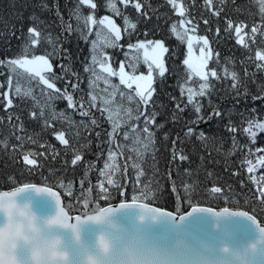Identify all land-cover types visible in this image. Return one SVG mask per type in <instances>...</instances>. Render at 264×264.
Listing matches in <instances>:
<instances>
[{
    "label": "trees",
    "instance_id": "obj_1",
    "mask_svg": "<svg viewBox=\"0 0 264 264\" xmlns=\"http://www.w3.org/2000/svg\"><path fill=\"white\" fill-rule=\"evenodd\" d=\"M182 2L187 9V17L197 26L196 32L190 34L207 37L212 53L208 67L216 69L221 77V79L210 77L212 85L210 91L204 97L197 98L202 105L200 115L204 119L195 124L191 122L196 120L197 113L193 106L188 104L186 95H181V86L185 85L188 76L187 68L183 64L187 45L180 42L170 31L171 25L180 19L173 8L166 0H141L142 12L147 14L143 15L137 13L131 5L127 8L118 5L123 15L137 25L135 30L129 29L125 32L123 18L115 16L106 8L105 0H95L96 18L111 16L121 28V39L117 46L103 49L110 58L109 62L113 69H119L120 63L123 62L125 70L131 73L132 69L128 65L135 63L137 65L135 74L148 72L142 52L137 62L135 60L137 53L134 49H128L129 43L135 44L138 40H160L168 48V52L164 54L167 71L163 77H160L157 71L153 72L155 91L148 106L149 112L155 111L158 114L156 124L163 127L151 129L155 133V147L147 153L137 157L136 153L129 152L127 147L124 148V158H118L121 171L114 177L120 187L105 185L109 188L110 194L107 203L131 201L133 195L138 196L144 190L143 185H148L151 189L149 197L155 194L150 202L167 210L175 211L180 208L184 212L190 208L188 206L190 199L193 203L214 208L243 209L264 222V204L255 199L254 186L249 182V174L242 166L246 155L245 145L253 148L264 147V133L258 134L255 145H250L243 132V128L247 126V119L253 115L264 119V100H253L254 96H264V71H257L255 61L256 50H264V37L258 34L255 43L250 42V47L245 48L237 43L234 28L231 31L227 30L228 21H232L234 26L246 24V32L250 31L253 24H260L258 6L254 0H224L223 4L219 0H213L211 7H206L204 0ZM76 6L77 0H0V60L21 55L25 44L28 43V28L36 27L42 33L41 41L33 46L30 54H50L49 59L55 75L62 77L55 81L57 87L64 89L67 86L74 99L79 101L82 97L87 100V93L90 91V73L85 72L84 68L91 64V41L97 38L94 34L89 36L87 41L81 37V30L87 35L88 29L84 27L83 21H80V30H77V20L70 16ZM217 9L220 10L218 16L213 14ZM81 12L86 16L91 14L92 10L82 6ZM204 21H207V24ZM69 23L72 32L66 30ZM49 36L52 42L46 39ZM199 46L202 45L194 42L195 49ZM54 47L57 51H54ZM64 52H67L70 58L66 57ZM61 65L67 66L69 71L65 72ZM224 67L230 72L238 73L241 87L235 90L231 87V79L224 78ZM246 71L248 75L245 74ZM0 73H5L0 75V83L6 84V67H0ZM73 73L78 74V78ZM69 81L71 84L78 83V90L73 92ZM111 82L119 84L118 77H112ZM21 83L27 86L26 81ZM198 84V78L193 77L187 86L198 88ZM31 87L43 103L45 95H41L40 87L35 81ZM104 87L100 81L95 94L103 95L101 89ZM120 88L123 89V86ZM245 90L248 93L246 97ZM2 91H7V87L5 86ZM10 98L13 99V106L7 110L4 107L6 101L0 99V140L7 141V149L0 148V189L24 183H39L53 187L60 192L64 205L73 214L82 211L70 210L82 195L92 199L93 208L97 203L100 206L107 205L101 199H97L100 192L95 187L100 178L99 169L104 166L109 148L107 132L110 131V124L105 118L107 114L102 115L100 111L92 109L91 117L97 121V126L93 127L88 117H82L78 111L68 109L66 100L55 99L52 105L56 111L64 110L75 124L70 128L66 120H51L46 111V118L51 123V127L46 128L43 120L30 116L33 110L39 111L34 109L31 98L15 97L11 93ZM117 102H121L119 97ZM122 103L125 108L131 107L135 114L137 108L135 101L129 103L125 99ZM177 104L184 111L177 110ZM251 109H256V113L253 114ZM143 110L141 108V111ZM214 110H218L221 115L209 119ZM9 116L12 117L11 122ZM16 117H19V120ZM123 119L126 121L128 117L124 116ZM21 123L23 132L14 127ZM140 126L143 127V120L140 121ZM188 127L194 129V134L190 137L185 135ZM229 127H234L237 131L234 133L229 131ZM58 131L65 132L69 146L60 144L55 138L54 132ZM77 132L79 135H74ZM200 132L204 133L206 139L197 138ZM96 133H100V136L97 137ZM16 136L24 137L22 148ZM233 139L236 141V148L233 147ZM119 142L126 143L122 138ZM128 147H131L130 142ZM74 149L83 157L75 166L71 163ZM27 152L36 154L35 158L38 161L36 166L25 164L23 155ZM181 154L187 159L181 161L178 158ZM129 155L132 156V160L128 161L129 167L125 175L123 164ZM133 162L139 164L145 173L139 184L135 181L131 167ZM89 165L94 167L89 168ZM82 178L86 179L83 192L80 184ZM69 182L71 195H68ZM172 182L175 183V192L172 191ZM61 183L65 185L64 188L60 187ZM89 183L93 185L91 193L86 191ZM184 185H189L190 191H185ZM212 186L221 187L224 191L221 194L211 193Z\"/></svg>",
    "mask_w": 264,
    "mask_h": 264
},
{
    "label": "snow or ice",
    "instance_id": "obj_2",
    "mask_svg": "<svg viewBox=\"0 0 264 264\" xmlns=\"http://www.w3.org/2000/svg\"><path fill=\"white\" fill-rule=\"evenodd\" d=\"M166 2L173 8V10L180 17L179 21L173 23L170 27V31L175 37L182 43L187 45L186 58L183 60V64L187 68V80L185 85L181 86V95H186L188 104L193 106L194 111L197 113L196 120L191 123H199L203 120V116L200 115L202 111V105L200 104L198 97H204L210 91L212 85L210 77L214 79H221L216 69L208 67V61L212 56L211 49L209 47V41L206 36L192 35L190 33L196 32V24L193 23L186 15L187 9L185 8L182 0H166ZM223 4L224 0H219ZM259 9L260 24H253L249 32H246V24L233 25L232 21H228L229 31L233 30L237 37V43L245 48L250 47V42L255 43L256 36L259 34L264 37V0H254ZM206 7L213 5V0H204ZM118 5H122L127 8L131 5L137 13L147 15L142 12L143 4L141 0H105V7L108 8L115 16H121L124 20V31L129 29L135 30L136 24L133 23L129 17L124 16L121 8ZM82 6H87L92 10L91 14L83 15L81 12ZM97 5L95 0H77L76 8L70 13V16H74L78 23L83 21V25L88 29V34L84 35L81 30V37L88 40V37L95 35L97 39L91 41V64H87L84 68L85 72L90 73L89 88L87 93V100L83 97L77 101L74 99L72 92L68 91L67 86L64 89L57 87L55 81L62 79V77L56 76L53 71V65L49 59L50 54L34 55L30 54V50L33 46L38 45L41 41L42 33L37 30L36 27L28 28V43L25 44L24 50L21 55L0 60V67H6V84L0 83V99L6 101L4 107L5 110L13 106V99L10 98V93L15 97L31 98L33 101L34 109L30 113L33 119H41L44 121V127H51L49 119L46 118V111L51 117V120H66L71 128L75 122L66 115L64 110L56 111L52 105V101L55 99H63L67 102L68 109L78 111L80 116L88 117L90 124L95 127L97 121L94 117H91V110L96 109L105 116L106 120L110 124V131L107 132L108 136V152L107 159L102 169H99V177L95 187L99 189L100 197L104 203H107L110 199L108 186L120 187L118 181L114 177L120 173L121 165L118 163V158H124V148H128L129 152L136 153L137 157L141 154L147 153L150 149L155 147V133L151 130L153 127L159 128L163 125L156 124L157 113L155 111H148V106L151 104L154 94V76L153 72L157 71L160 77H163L167 71L164 63V54L168 52V48L164 46L163 41L160 40H145L137 41L135 44H128L129 50H135L137 55L135 60H140V54L142 52L143 62L147 65L148 73L135 74L137 65L130 63L129 68L132 72L129 73L125 70V64L120 63L119 69H113L110 64V58L103 51L105 47H116L117 42L121 39V28L115 22L111 16H103L99 19L95 16V9ZM220 10L214 11V15H219ZM63 23V18L61 17ZM207 24V21H204ZM94 26V27H93ZM95 28V30H94ZM68 32H72L71 23L67 25ZM219 32V29H217ZM245 37L248 39L246 40ZM46 39L52 42V38L49 36ZM194 42L195 44L202 45L199 47V55H194ZM54 51H57L54 47ZM64 55L70 58L67 52ZM255 61L257 71H264V50L257 49L255 52ZM61 68L68 72L69 69L65 65H61ZM98 69V70H97ZM224 78H230L232 81L231 87L235 90L241 87L240 78L235 71L230 72L227 67L223 69ZM248 75L247 71L245 72ZM5 75V73H0ZM74 76L78 74L73 73ZM254 75V74H253ZM112 77H118L119 84L111 82ZM193 77L198 78V88L187 86ZM26 81L27 86L21 82ZM35 81L37 86L40 87L41 95H45L43 103L35 94V90L31 87L32 82ZM102 81L105 87L101 89L103 95L95 94L96 89L99 88V82ZM69 84L71 82L69 81ZM123 86V89L120 86ZM5 86L7 91H2ZM71 88L74 91L78 90L79 84H71ZM127 90V91H125ZM239 95V94H238ZM245 97L248 95L247 90L244 93ZM117 97L120 98V103L117 102ZM127 100L129 103L135 101L137 108L134 111L131 107L125 108L123 101ZM264 100V96H254L253 100ZM87 105V107H86ZM141 108L144 110L141 111ZM177 110L184 111L179 104L176 105ZM256 109H251L253 114L256 113ZM221 113L218 110H214L209 116H220ZM124 116L128 119L125 121ZM11 122L12 117H8ZM19 120V117H16ZM143 120V127L140 126V121ZM83 124L84 122L81 121ZM247 126L243 128V132L246 134L250 145L257 143L258 134L264 133V119H261L257 115H253L246 121ZM87 127V125H84ZM17 130L23 132V124L14 126ZM229 131L236 132L237 129L229 127ZM130 133L132 135H130ZM194 129L188 127L185 135L192 136ZM55 138L64 146H69V140L65 136L64 131L54 132ZM74 135H79L75 133ZM97 137L100 133H96ZM122 138L126 143L121 144L119 142ZM167 138V136H165ZM200 140L206 139L203 132H200L198 137ZM16 139L21 142V148L23 147L22 136H16ZM30 139V138H29ZM128 142L131 143V147H128ZM175 144V141L173 142ZM44 147V145H41ZM233 147L236 148V141L233 139ZM0 148L7 149V141L0 140ZM246 149V155L242 161V166L245 167L246 172L249 174V182L254 186L255 199L261 204H264V147H251L244 146ZM15 150V146L13 147ZM243 150V149H242ZM74 158L72 159V165H76L82 160V154L75 149ZM175 151V150H174ZM36 154L27 152L23 155V160L26 165L36 166L38 164L35 158ZM176 157L174 156V159ZM181 161L186 160L187 157L183 154L178 157ZM132 160V156L129 155L125 158L123 164V173L127 175L128 161ZM94 165H89V168ZM135 181L137 184L141 181V178L145 175L141 166L135 162L131 165ZM259 173V175H257ZM236 173H234L235 175ZM171 175V174H169ZM87 176V173L85 174ZM86 179L82 178L80 181L82 192L83 184ZM243 186V184L241 185ZM61 188H64L63 183L60 184ZM34 189L37 193H47L55 201L56 205V219L60 221L64 227L77 229L79 225L89 221H99L104 216L114 214L118 210L136 206L140 208L145 214L150 216L154 220L163 222L165 230L168 232L170 238L176 236H184L191 238L193 234L200 240L206 242L208 248L212 249L217 255H223L224 259L214 262V264H264V222L258 221L257 217L253 214H249L247 211H232L229 207L221 208L219 211L212 207L200 206L198 203H193L188 200V206L190 211L183 212L180 208L175 211H169L160 207L153 206L150 202L154 199V193L152 197H149L151 189L148 185H143V191L140 195H133L131 202H120L118 206H114L111 203H107V206H100L99 203L93 208L91 207L93 201L86 195H82L79 201L72 206L70 210L75 211L81 209L80 214L70 216L69 211L65 206H62L61 194L59 191L53 190L52 187H37L35 184L24 183L20 187H16L11 192H0V199L12 198L17 193L23 192L27 189ZM68 195H71V182L68 184ZM93 185L89 183V187L86 190L87 193H91ZM185 191H190L189 185H184ZM172 191H176L175 183L172 182ZM224 190L218 186H212L210 192L214 194H221ZM89 212L91 214H89ZM205 214V215H197ZM231 217H242L248 223H242V228L231 234L225 235L221 227ZM74 220V222H72ZM224 246V251L219 252L220 246ZM118 243L115 240L113 251L109 256L102 257L103 264H120L118 260ZM189 264H207L204 261L193 260Z\"/></svg>",
    "mask_w": 264,
    "mask_h": 264
},
{
    "label": "water",
    "instance_id": "obj_3",
    "mask_svg": "<svg viewBox=\"0 0 264 264\" xmlns=\"http://www.w3.org/2000/svg\"><path fill=\"white\" fill-rule=\"evenodd\" d=\"M30 184H35L37 187H50L39 183ZM20 186L22 185L8 189H0V192H11L14 191L16 187ZM53 190L58 191L55 188H53ZM18 199L20 201L31 202L34 210L40 215H51L56 211L55 201L47 193H37L34 189L30 188L20 193ZM61 202L62 206H65L62 196ZM120 202L122 201L111 204L118 206ZM123 202L130 203L131 201ZM221 208L224 207L214 209L219 211ZM230 209L232 211H246L239 208ZM66 210L68 209L66 208ZM190 210L191 209L189 208L184 212ZM69 214L70 216H75L80 213L73 214L69 212ZM89 214L91 213L89 212ZM249 214L251 213L249 212ZM111 215L117 225L115 240L118 243L117 258L120 264H189V262L193 260L204 261L207 262V264H214V262L224 259L223 255L215 254L212 249L208 248L206 242L195 237L194 234L191 238H186L182 235L170 238L168 232L165 230L163 222L152 219L136 206L122 208ZM3 220L4 217L0 215V223H2ZM72 222H74V220ZM241 222L248 223L242 217L229 218L221 225L224 234L228 235L240 230L242 228ZM98 231H100L99 226L92 222H86L81 225L83 242L90 248L94 247L95 235ZM64 235L68 243L72 244L71 231L65 230ZM223 251L224 246L221 245L219 252L222 253Z\"/></svg>",
    "mask_w": 264,
    "mask_h": 264
},
{
    "label": "clouds",
    "instance_id": "obj_4",
    "mask_svg": "<svg viewBox=\"0 0 264 264\" xmlns=\"http://www.w3.org/2000/svg\"><path fill=\"white\" fill-rule=\"evenodd\" d=\"M26 191V190H25ZM24 192V191H23ZM12 198L0 199V264H103L102 257L113 251L117 225L112 215L99 221L94 247L83 242L81 225L77 229L64 227L51 215H40L31 202ZM72 234V244L64 235Z\"/></svg>",
    "mask_w": 264,
    "mask_h": 264
},
{
    "label": "rangeland",
    "instance_id": "obj_5",
    "mask_svg": "<svg viewBox=\"0 0 264 264\" xmlns=\"http://www.w3.org/2000/svg\"><path fill=\"white\" fill-rule=\"evenodd\" d=\"M200 47V46H199ZM199 47H198V49H195L194 48V55H196V56H198L199 55ZM118 70V69H117ZM147 73L148 72H146V73H144L145 75H147ZM137 75H139V74H137Z\"/></svg>",
    "mask_w": 264,
    "mask_h": 264
}]
</instances>
